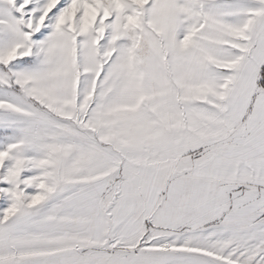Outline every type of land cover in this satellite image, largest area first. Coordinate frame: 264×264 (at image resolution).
<instances>
[{
  "label": "snow or ice",
  "instance_id": "1",
  "mask_svg": "<svg viewBox=\"0 0 264 264\" xmlns=\"http://www.w3.org/2000/svg\"><path fill=\"white\" fill-rule=\"evenodd\" d=\"M0 264H264V0H0Z\"/></svg>",
  "mask_w": 264,
  "mask_h": 264
}]
</instances>
